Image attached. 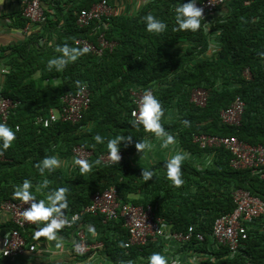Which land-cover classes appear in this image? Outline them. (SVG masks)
Returning a JSON list of instances; mask_svg holds the SVG:
<instances>
[{
  "label": "trees",
  "instance_id": "1",
  "mask_svg": "<svg viewBox=\"0 0 264 264\" xmlns=\"http://www.w3.org/2000/svg\"><path fill=\"white\" fill-rule=\"evenodd\" d=\"M102 1L76 0L65 14L60 9L58 16L51 14L54 8H45L46 1L43 7L47 22L41 26L40 35L48 36L51 46L40 47L37 41L27 39L0 47V58L10 68L1 94L17 103L4 124L14 131L19 128L11 147H0L5 157L0 161V206L15 200L13 192L25 179L32 182L34 192L45 179L49 181L47 189L36 192L38 200L44 199L48 191L67 188L65 216L81 212L94 194L114 186L123 203L157 207V216L172 231L194 226L196 232L202 233L203 242L194 240L179 246L181 252L188 249L205 256L196 264H264V230L256 229V224L249 226L248 238L236 252L219 246L211 236L216 219L235 209L236 191H247L264 201V179L250 169H233L232 155L224 148L202 149L193 142L194 135L203 134L236 136L253 146L264 144V0H228L216 14L201 19V28L194 32L174 30L175 9L189 0H154L132 17L109 18L104 34L112 48L105 49L101 56L87 52L62 71H56L55 67L49 70L48 61L63 55L57 48L64 45L80 48L75 41L81 38L96 44L99 33L94 32L98 26L92 23L81 29L77 18L83 10ZM202 1L205 0H196ZM148 14L164 21L167 29L159 34L148 32L143 20ZM27 22L22 11L16 17L15 27L23 29ZM213 34H217L219 43L215 51H211ZM183 42L191 46L183 54L176 53L174 47ZM46 80L49 83L44 85ZM76 81L87 84L91 92V105L84 120L78 125L59 123L50 128L35 125L37 116L59 108L62 96L80 88ZM131 89L153 90L163 109L161 125L165 132L195 159L211 157L212 165L199 169L185 158L181 164L184 182L179 187L167 178V157L148 168L133 167L129 157L140 153L136 143L147 144L156 135L146 132L142 125L133 126L131 112L135 105ZM197 89L208 92L203 107L191 101ZM238 97L245 102L241 124H223L221 112ZM97 135L103 138V143L96 142ZM117 135L132 137L131 142L121 144L123 160L110 166L96 163L100 155L108 153V140ZM75 146L93 151V157L87 160L92 165L89 172L82 175L78 166L71 177L58 168L45 169L41 175L37 165L45 157L69 158ZM143 169L153 172L151 180L142 178ZM84 219L88 223L97 219L102 232L117 231L113 239H101L105 253L115 264L161 253L165 247L164 239L149 240L145 246L123 247L122 244H129L130 237L122 222L103 223L101 216H84L79 228ZM30 230L33 229L23 232L24 236ZM23 260L24 257L11 261L0 256V264H25Z\"/></svg>",
  "mask_w": 264,
  "mask_h": 264
},
{
  "label": "built area",
  "instance_id": "2",
  "mask_svg": "<svg viewBox=\"0 0 264 264\" xmlns=\"http://www.w3.org/2000/svg\"><path fill=\"white\" fill-rule=\"evenodd\" d=\"M48 0H24L23 16L27 19V25L22 29L26 35L33 27L42 26L47 22V15L44 11V3ZM228 0H205L197 2V7L203 10V19L216 14L218 9L225 5ZM114 15V9L108 0H103L89 10H83L77 18L79 28H87L92 23L97 24L99 33L96 44L89 39L81 38L75 41V45L80 48L88 47L94 55L101 56L105 49L112 48V45L105 39L104 31L108 29V20ZM106 19V22L104 21ZM6 73V71H2ZM249 77V71L245 72ZM83 91L79 88L75 93H67L61 98L59 108H52L43 116H37L35 125L43 128H50L59 123L80 124L85 117L91 105V92L87 84L83 85ZM150 90L153 94V90ZM146 90H130V94L135 105L132 113L138 112L140 101ZM208 98V92L202 89L194 90L191 101L198 106H205ZM17 107V103L4 97L0 93V121L6 123L10 114ZM245 102L241 98L236 100L226 110L221 112L220 118L223 124L239 126L242 121ZM17 128V127H16ZM193 142L200 148H224L232 155L230 166L235 170L250 169L259 173L264 179V144L253 146L239 140L236 136H217V135H194ZM72 154L75 158L89 160L93 157V151L82 146L73 148ZM121 162L124 154L120 152ZM5 157L0 153V161ZM102 165L110 166L119 162L109 159L108 153L99 156ZM235 209L232 213L223 215L216 219L212 238L223 247L236 252L241 243L248 238L249 226L258 218L264 215V201L253 197L247 191L238 190L234 193ZM30 203L24 204L20 200H9L1 204L0 208L9 213L11 222L15 228L11 229L3 239V247L0 250V256L15 261L18 257H25L27 254H34L38 251L35 244H31L23 232L34 229L38 225L28 222L24 219L22 212L30 208ZM84 216H101L103 223L111 221L122 222V226L129 233V244L127 246H145L149 240L164 239L168 243L178 246L204 241V235L196 232L194 226H189L185 231H172L169 225H166L162 217L157 216V207L152 205L139 206L132 203H123L118 197L116 187H110L103 192L94 194L90 204L81 212L70 216H64L65 226L61 231L76 229L75 243L72 251L76 255L82 256L90 251V245L87 242V236L78 224ZM39 226H42L39 225ZM168 226V228H167ZM77 245L80 250L77 251ZM170 245V244H169Z\"/></svg>",
  "mask_w": 264,
  "mask_h": 264
},
{
  "label": "crops",
  "instance_id": "3",
  "mask_svg": "<svg viewBox=\"0 0 264 264\" xmlns=\"http://www.w3.org/2000/svg\"><path fill=\"white\" fill-rule=\"evenodd\" d=\"M75 1L76 0H48L44 6L45 8H54L51 10V14L58 16V14L61 15L60 9H62L65 14L67 9L70 8ZM151 1L154 0H109V4L114 9V15L132 17ZM23 9L24 0H0V47L15 45L27 39L37 41L40 47L51 46L52 42L49 40L50 38L48 36L46 38L41 37V26L33 27L26 35L22 32V29L15 27L16 17L18 14L22 13ZM64 23L65 22L62 21L61 25ZM95 26H97V24H95ZM96 32L97 30L94 33ZM58 33H61V31ZM216 36L217 34L212 35L213 46H211V51H215L219 46ZM190 46L191 43L189 42L178 43L174 47V50L178 54H183ZM2 71H6V73H3ZM9 71L10 68L5 65L3 59L0 58V93L4 88L6 75ZM48 83L49 80H46L44 85ZM162 143V137H155L148 140L147 144L151 146L150 150L146 149L143 153L131 155L129 157L131 165L133 167L148 168L162 157L170 159L171 156L177 153L187 154L180 148L176 138H174V143L168 145L166 148L162 147ZM74 158L73 154L71 157L66 159L57 157V159L61 161L58 169H60L67 177H71L78 167V165L73 163ZM187 158L190 159L189 161H191L193 165L199 169L210 167L213 162L211 157L195 159L192 155L187 154L186 159ZM133 198H135V196H133ZM96 220L97 219H95L92 223H88L87 221L85 222L84 219L83 224L80 225V228L86 232L88 244L91 247L90 251L86 255L79 256L72 251V246L75 243L76 230L58 231L56 240H47L44 237L37 240L33 239V232L35 231V228L28 231L25 236L31 244L37 245L38 251L34 254H27L24 257L23 262L25 264H115L112 262L108 254L105 253L101 239L104 237L113 239L117 236V231L110 229L107 231L103 230L102 232V227L99 226V222ZM11 224V216L9 213L0 208V250L3 247L4 237L11 230ZM253 224L257 225L256 229L264 230V216L258 219V221L256 220L253 222L252 225ZM90 229H93L94 232L90 231ZM57 244L60 246L57 247ZM164 244L165 247L160 254L166 257L168 264H174V262L175 264H196L205 258L204 255L196 254L188 249L181 252L179 251L180 247L178 245L168 243V240H164ZM122 264H148V257H139L136 260Z\"/></svg>",
  "mask_w": 264,
  "mask_h": 264
},
{
  "label": "clouds",
  "instance_id": "4",
  "mask_svg": "<svg viewBox=\"0 0 264 264\" xmlns=\"http://www.w3.org/2000/svg\"><path fill=\"white\" fill-rule=\"evenodd\" d=\"M201 18H203V10L197 7L196 0H189L188 3H181L175 9V22L177 27L174 28L176 31L191 30L196 31L201 28ZM146 24V30L150 33H162L167 29V24L156 18L155 16L148 14L143 17ZM58 52L63 55L58 58H53L48 61V69L51 70L55 67L56 71H62L69 62H75L79 57L83 56L89 51L88 47L84 48H70L68 45L57 48ZM78 87L83 91V85L80 81H76ZM133 126L142 125L146 132H151L156 137L163 138L162 147H168V145L174 143V137L167 132L161 125V117L163 116V109L160 101L154 97L150 90H146L139 104L138 112L132 113ZM19 131L17 127L15 131L4 123H0V147L8 149L11 147L12 142L16 139V132ZM94 139L97 143H103V138L99 135L95 136ZM131 136H120L117 135L114 138L108 140L107 149L109 159L114 162L121 160V144L125 141L131 142ZM138 152L143 153L146 149L150 150V145L143 141H139L135 145ZM186 154L177 153L167 161V178L171 181L174 186H181L183 180L181 178V164L185 160ZM100 161L97 160L96 163ZM73 163L79 166L80 173L83 175L91 170L92 165L85 159L74 158ZM61 161L56 157H45L43 161L37 165L41 175H43L45 169L51 171L58 168ZM153 172L144 170L142 172V178L145 181L151 180ZM49 181L45 179L42 184L37 185L35 192L33 184L30 180L25 179L22 184L17 185L14 192L13 198L20 200L24 204L30 203V208L24 210L22 215L28 222L37 224V228L33 232V239L39 240L41 237L47 240H56L58 230L65 226L64 209L68 208V201L66 193L67 188L60 187L55 190L44 193V199H37L36 192H42L43 189H47ZM42 226H39L41 225ZM93 231V229H90ZM60 245L57 244V247ZM126 247L127 245H121ZM80 250V246L77 245V251ZM148 264H168L166 257L160 253H153L148 257ZM175 264V262H174Z\"/></svg>",
  "mask_w": 264,
  "mask_h": 264
}]
</instances>
